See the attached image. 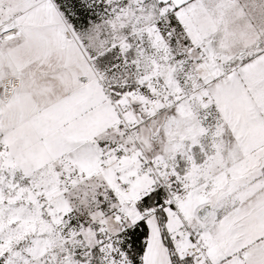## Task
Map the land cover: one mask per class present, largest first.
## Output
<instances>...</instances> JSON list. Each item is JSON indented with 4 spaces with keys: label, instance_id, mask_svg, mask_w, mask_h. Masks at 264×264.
<instances>
[{
    "label": "snow or ice",
    "instance_id": "6c2138e0",
    "mask_svg": "<svg viewBox=\"0 0 264 264\" xmlns=\"http://www.w3.org/2000/svg\"><path fill=\"white\" fill-rule=\"evenodd\" d=\"M0 264H264V0H0Z\"/></svg>",
    "mask_w": 264,
    "mask_h": 264
}]
</instances>
